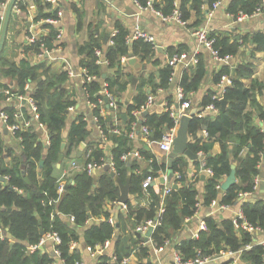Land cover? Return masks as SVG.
Returning <instances> with one entry per match:
<instances>
[{
	"label": "trees",
	"instance_id": "obj_1",
	"mask_svg": "<svg viewBox=\"0 0 264 264\" xmlns=\"http://www.w3.org/2000/svg\"><path fill=\"white\" fill-rule=\"evenodd\" d=\"M43 1L49 9L46 12L42 11ZM139 1L143 6H147L149 2ZM215 1L207 0L209 6ZM263 2L264 0H232L228 10L235 17L240 12L251 15ZM31 3L42 11L39 17L56 16L57 7L54 8L49 1L31 0ZM202 4L203 0H183L179 7L182 18L185 21L191 20L192 11L200 16ZM20 7L23 10L27 9L21 2ZM152 7L164 15H169L177 6L175 0H154ZM13 19L14 16H11L9 26ZM117 26L119 32L113 37L112 45H107L104 49L102 37L90 33L88 42L78 50L79 60L75 71L87 69L89 73L98 76L94 81L80 84L82 90H87L86 92L89 93L87 99L91 102L103 97L101 91L104 83H107L108 91L114 96H121L128 89L131 77L128 80H122L123 57L136 56L146 61L154 53V46L151 43L142 39L130 42L127 30L120 25ZM46 27H50V24L47 23ZM53 35H45L42 40L27 43L24 46L25 51L42 53L41 45L51 46ZM211 35L216 38L215 47L222 55L238 56L241 44L248 41L253 44L249 57L254 58L257 52H264V32L262 31H257L251 36L247 35L240 40L212 32ZM96 47L103 50L104 57L109 61L108 66L96 63ZM7 50L8 33L0 54V104L8 101L9 96L3 92L4 89H9L12 95L29 96L37 105L39 122L45 125L49 142L46 144L40 138V129L37 128L33 116L28 120L31 121L28 127H19L14 132V137L20 140V154L5 149L0 133V177L7 178L5 183L0 181V227L5 231L8 229L14 241L7 238V231L6 237L3 240L0 239V264H76L82 261V252L85 249L88 247L95 249L108 240L114 241L117 262L129 256L132 248L129 244H124L121 236L115 237L117 224L109 221L113 218L112 210L104 209L108 201L118 200L120 189L111 176L110 170H105L98 178L87 170L88 163L106 164V154L102 148L105 140L101 143L88 140L87 120L83 116H78L64 135L68 108L76 103L75 98L71 99L64 86L70 76L69 72L52 70L51 66L45 63H34L26 57L19 62H14L8 58ZM172 52L169 48L171 55L174 54ZM172 71L171 66L164 64L148 76H140L138 93L132 103L127 106V113L131 114L132 111L142 109L149 95L156 93L158 88L171 84ZM253 72L254 64L251 62L236 65L227 62L222 64L219 72L214 73L213 80L216 84L220 82L223 75L231 77V85L225 88L223 94V99L227 102V114L221 111V101L213 99V96L219 95L220 92L210 91L203 98L201 107L204 111L213 103L219 108V112L216 115L211 114L210 111L204 114L201 112L200 115H194L189 124V132L195 140L193 139L188 147L195 154L203 151L205 158H197L193 161L197 171L192 175L189 174V160L183 155L175 157L171 168L174 173L173 187L171 192L163 197L165 185L157 183L158 180L146 189L143 187V181L147 176L160 178L162 174L168 172L166 159L164 158L160 163L154 156L150 168L143 170L141 174H133L130 181L132 194L140 196L144 192L150 194L149 208L135 210L128 201L126 213L119 214L121 229L126 228L128 222L140 226L148 220H154L163 208L161 224L152 233V240L157 246H164L166 241H171L183 228L188 219L194 217L199 209L209 208L214 200H219L220 205L231 207L236 204L242 194L255 192V178L259 175L258 165L264 154V127L257 125L254 114L246 111L249 102L255 101V91L261 90L262 87L258 83L250 88L245 86L244 80L250 78ZM206 74V67L200 59L190 71L184 72L179 86L188 96L200 88ZM8 78H13L18 88L12 87L10 83H2V79ZM27 84L35 86L29 90L26 89ZM103 100L105 101L104 97ZM4 111L8 114V123L14 124L17 119L14 110L4 109ZM96 112L97 117H100L98 107L94 108L95 116ZM257 117L264 123V111ZM131 118L134 120L132 116ZM145 118L147 126L151 131L153 129L156 139H161L165 126L169 128L174 126L169 112L156 114L147 111ZM100 124L113 146L112 160L115 163V173L122 181H125L128 167L121 157L131 152L132 141L125 133L109 136L106 122H100ZM201 130L208 132L207 137H198ZM65 136L67 137L66 146L62 151L61 146L65 142ZM213 141H219L221 144V153L218 156L209 154ZM82 142L86 146L78 157L77 152ZM61 153L62 159H60ZM8 157H11L10 161L7 160ZM202 160L213 170V176H206L203 191L200 193L198 182L203 175L200 174ZM73 161L77 164V169L73 168ZM234 161L237 162L236 183L220 194L221 189L218 186L230 174L231 164ZM66 162L71 163V171L65 174L67 184L64 192L59 194L57 183ZM58 164L61 166L57 167ZM177 173L180 174L179 178L176 176ZM241 209L249 223L264 229V199L245 200L241 204ZM71 216H74L75 220L68 224L67 221ZM102 216L104 218L100 221L99 218ZM91 219L99 220V222L90 223ZM204 222L207 230L200 231L196 238L182 240L175 245V249L183 260L194 258L198 249L204 256H215L222 251L240 253L238 262L230 257L229 260L216 264H264V246L253 245L255 235L243 230L238 231L233 219H225L218 223L213 215H209L204 218ZM50 230L57 231L61 236L62 242L58 248L61 251L62 263L49 249L44 252L40 249L31 251L28 247L37 244L43 234ZM129 238L132 239V236ZM74 241L78 245L71 248V243ZM249 245L251 248L246 250ZM148 250L147 247L138 248L139 256L140 253L142 255L139 264H153L146 257ZM117 262L112 263L111 256L105 252L100 256L99 264H116Z\"/></svg>",
	"mask_w": 264,
	"mask_h": 264
},
{
	"label": "crops",
	"instance_id": "obj_2",
	"mask_svg": "<svg viewBox=\"0 0 264 264\" xmlns=\"http://www.w3.org/2000/svg\"><path fill=\"white\" fill-rule=\"evenodd\" d=\"M4 1L6 0H1L0 2ZM182 1L183 0H175V5L179 8ZM231 2L232 0H221V3L216 8H214L213 4L209 6L207 0H203V4L201 6V15H196V13L192 11L191 20L186 21L185 26H181L175 22L170 23L163 21L162 18L150 8L140 9L133 0H54L50 3L54 8L57 7V13L56 16L48 18L56 19L57 24H50V27H46L48 23L46 22V20L48 18L39 17L43 10L44 12L49 10L45 2L43 1L42 3L43 6L41 11L39 7L31 3V0H24L21 1V4L26 5V10H23L21 7L20 13L14 12L13 9L11 11V16H14V19L11 22L10 26L8 25V58L14 62H19L26 57L34 63H45L46 65L51 66L52 70L62 71L67 70L65 67H67V65L69 64V67L71 66V68L75 71V67L79 60L78 50L82 45L88 42L90 33H95L96 35L102 37L103 48L105 49L108 45V42L105 43L104 38L106 35H109V40H113V35H116L119 32V28L117 25H120L127 30L128 37L132 36L136 29H141L151 34L155 39L156 46L153 45L154 53L146 61L141 60L142 63L146 65V69L140 74V76H148L151 72L157 71L158 68L166 64L168 56L171 55L169 53V48L172 49V53H179L180 55H183V62L179 63L174 70L175 75L173 81L167 87L158 88L157 92L153 94L155 95V102L153 103L152 107L147 110H143L147 102L146 100L145 105L142 106V109L132 111L131 114L127 113V106L132 103L134 97L138 93L137 86L140 77H138V80L135 84L132 83L134 75L127 62L123 64L124 75L122 80H128L131 77L128 89L124 93H122L121 96H115L118 100L117 109H111L107 104L98 106V115L100 117H97V112L96 116L95 114H93L94 109H90L88 99L84 91L82 90L80 81L77 77H72L69 74L70 76H68V79L64 85L68 90L67 92L71 99L75 98L76 101L75 105H72L74 107L73 110H69L67 114V126L65 128L64 135H66L68 127L72 124V122L75 121L78 116H83L85 120H87V128L89 130L88 140L90 142L96 143H101L105 140L102 144V148H104L107 161L110 158L112 159L114 155L112 152V143H110L107 139V136L103 131V126H101L100 124V122H106V129L108 130L109 136L125 133L132 141L133 149L131 150V155L127 160L124 161V164H126L128 167L126 172V180L122 181L123 183H126L127 179L130 178L129 191L132 175L136 173L141 174L143 170L149 169L151 162L155 157L160 163L165 158L168 168V172L162 174L161 177L158 178V181L161 178H165V188L173 187L174 173L171 176L169 175V171L171 169H169L168 166V154L170 152H165L160 148V139L155 138L153 129L150 134H146L144 132L143 128L147 126L145 116L147 114V111L156 114L169 112L170 114L172 110H178L180 103L178 102L177 97V87L180 84L184 72L190 71L193 66L199 63L200 59H202V61L204 62L207 74L203 79L200 88L197 91L190 93L188 96L186 95V97L191 100L192 105L191 109L186 111L187 114L185 116H189L194 113L191 116L192 119L194 115H200L199 113L201 112V114L209 112V110L206 109L207 107L203 111L201 102L210 91L220 92L219 82L217 84L214 83L213 77L215 72L217 73L221 70V66L224 63L216 62L211 56L210 51L198 44L195 37L193 36V31L198 28H205L210 30L212 33L229 36L231 38L233 37V39L239 40L247 35L251 36L257 31L264 32V11L257 16H251L242 20H237V18L229 15L230 12L228 8ZM8 5L5 9L0 7V34ZM76 9L78 11H75ZM1 16L3 17V20ZM49 34H54L52 37L51 46L49 44H45L44 50L50 52L49 56H40L41 54H44L45 51L39 54H36L35 52L28 53L27 51H25L24 46L27 43H33L30 42L29 39L31 36L35 38V41H39L42 40L45 35L47 36ZM252 45L253 44L251 41L242 43L239 49V55L233 57L229 62L232 65H236L237 63L242 62H251L254 64L253 75L250 78L244 80L245 86L250 88L253 84H261L262 87L261 90L257 89L255 91V101L249 102L246 111L254 114V116L256 117L255 122L257 125H261L264 127V123L257 117L260 112L264 111V52H257L254 58L249 57ZM195 55L198 58V62L196 64H193L192 58ZM130 57L131 56H129L128 58ZM188 62L189 66H186ZM5 82L10 83L12 87L14 86V88H18L17 83L13 78L2 79V83ZM26 86H28V89L30 90L35 85L27 84ZM6 90L9 89H4L3 92H5ZM148 90H150V88ZM13 99L17 98L13 97L10 101H12ZM10 101L1 103L0 110H14L15 116H17L16 122L14 124H17L20 126V128H23L24 123L28 121L29 118L33 116L34 119V114L31 108H26L25 106L21 105L16 106L14 104H8V102ZM211 114L216 115L215 113ZM131 116L134 118V120L131 118ZM180 121L181 118L177 125L170 127L176 129V134L180 126ZM35 123H37V128L40 129V138H42L44 142L48 144L49 137L47 130L39 126V121L35 120ZM11 125L13 124L8 123L7 121L5 126L8 131L7 133H5L4 128L0 124L1 137L6 150H10L14 153L20 154V140L14 137V133L10 129ZM128 127H130V129ZM168 129L169 127L165 126L164 132H166ZM114 130H118L119 133H115ZM133 131L135 133L133 136H131L130 134ZM189 136L191 138L190 142H192L194 137L192 136V134H190V132ZM198 137L206 136L201 130L198 133ZM64 139L66 143L67 137L65 136ZM136 153L137 155H135ZM220 153V142L213 141L212 148L209 154L212 156H218ZM180 155L185 156L184 154ZM203 156L205 158V153L199 155V158H202ZM185 157L190 162L189 174L193 175L194 173H196L197 168L193 164L192 160H190L187 156ZM7 160L10 161L11 157H8ZM70 164V162L64 163L65 168L60 177H62L63 174L71 171ZM106 167L97 168L91 174L94 177L98 178L105 172ZM258 168L259 175L256 178L260 179V183L256 187L254 193L241 196L234 206H229L227 209H219V200H217L218 206H212L211 204L209 208L199 209L196 215L191 219H188L183 228L175 234L171 241H168L167 244L165 243L164 246H157L152 240V235L148 239V241H146L145 238L147 232H140L141 237H138L136 235V232H138L139 226L133 222L126 223V228L121 229V227H119V224L121 225V223H119V214L126 213L127 204L121 205L118 200L108 201L107 205L104 206V209L112 210V217L114 218L115 224H117V230L120 229L119 236H121L124 244H129V246L132 248L131 253L128 256L130 257V263L139 264L142 255L140 253L139 256L138 248L147 247L149 248V250L147 251L146 257L149 259V262H152L153 264H174V252H177V250L175 249V245L182 240H189L198 237L200 231H202L200 226L201 223L204 222L205 217L213 215L218 220V223L225 219L234 220V217L241 208V204L243 201L264 199V154L261 157ZM205 178L206 176L203 174L201 180L198 182V190L200 193L203 191ZM225 179L222 180L221 184ZM62 182H64L65 185L67 184L66 177ZM222 192L223 191L221 190L220 194H222ZM130 194L132 196V198L130 199V203L135 210L143 207L149 208V193L144 192L142 196L132 194L131 192ZM254 194H256V197H253ZM161 210H163V208H161ZM103 218L104 217L102 216L99 218V220L102 221ZM99 220L91 219L90 223H93L95 221L99 222ZM129 236H132V239L134 240L129 238ZM125 237L127 238V242L124 239ZM7 238L14 242L8 229ZM253 239V244H257L264 240V234H256ZM131 240L133 242L132 246ZM37 244L29 245L28 247L31 251H34L36 249H40L43 252L47 249L51 251L53 250L52 244L50 242L46 243L44 246L35 248ZM114 245V241H110V244L105 251L109 256H111V254L115 252ZM239 255L240 254L234 255L232 258H234L235 261L238 262ZM100 256L101 255L85 249L84 252H82L81 263L99 264ZM229 259L230 257L217 259V262L214 261L210 264H216Z\"/></svg>",
	"mask_w": 264,
	"mask_h": 264
},
{
	"label": "built area",
	"instance_id": "obj_3",
	"mask_svg": "<svg viewBox=\"0 0 264 264\" xmlns=\"http://www.w3.org/2000/svg\"><path fill=\"white\" fill-rule=\"evenodd\" d=\"M11 0H6L4 2H0V7H2L3 9H5L8 5V3ZM24 1V0H15L12 9L14 10V12L16 13H20L21 12V7H20V2ZM49 2H53L54 0H48ZM135 2V4L140 8V9H147L150 8L151 10H153L157 15H159L163 21L165 22H175L178 25L181 26H185L186 25V21L182 18V14L181 11L178 7H175V9L173 10V12L169 15H164L161 11L159 10H155L152 5H153V1H149L147 6H143L141 4V2L139 0H133ZM221 3V0H216L213 4V7L216 8L219 4ZM264 11V2L262 4H260L251 15H248L244 12H240L238 14V16H234L232 13H229V15H231L232 17L237 18V20H242L245 19L247 17H251V16H257L260 13H262ZM2 20L3 17L1 16ZM46 22H48L49 24H57V20L54 18H48L46 20ZM115 35V34H114ZM113 35V37H114ZM193 36L195 37L196 41L198 42V44L200 46H202L203 48L207 49L210 51L211 56L213 57V59L216 62H220V63H227L229 62L233 56L232 55H222L219 51V49H217L215 47L216 44V38L213 37L211 35V31L205 28H198L195 29V31H193ZM30 42H34L35 38L33 36H31L30 38ZM142 39L148 43H151L152 45H155V39L154 37L149 34L146 31H143L141 29H136L135 32L132 34V36L128 37V41L132 42L134 40H139ZM114 43V41L112 39H110L108 41V45H112ZM41 49L42 52L45 51V46L42 44L41 45ZM50 52L45 51L44 54H41L40 56L42 57L43 55H49ZM95 54L97 56V60L96 63L99 65H103V66H108L109 61L104 57V52L101 48L96 47L95 48ZM127 62V58H123L122 59V63H126ZM183 62V55H180L179 53H175L172 54L170 56H168L167 60H166V64H168L169 66H171L173 68L171 77H170V81L172 82L174 79V75H175V68L177 67V65L179 63ZM191 62V61H190ZM198 62V58L196 57V55L192 58V63L196 64ZM186 66H189V62L186 64ZM65 67V66H64ZM67 69V71L69 72V74L72 77H77L80 80V84H84L86 82H91L94 81L98 78V76L96 74H92L89 73V71L87 69H82L78 72L74 71L71 66L69 67V64L67 65V67H65ZM220 85V94L219 95H215L213 96V99L216 100H222L223 99V94L225 92V88L229 85H231V77L229 75H223L221 77V80L219 82ZM28 88V86H26V89ZM86 90V89H84ZM87 91V90H86ZM84 91L86 97H89V93ZM5 93L9 96L7 98L8 101L11 100V98L15 97L19 100L22 99H27L31 110L33 111L34 114V120L39 121V112H38V108L37 105L35 103V101L31 100L29 98V96H25V95H12L10 90H6ZM102 96L105 98V101L103 100V97L99 98L98 101H89V107L90 109H94L97 108L100 105H104L107 104L109 108L111 109H117L118 107V103H117V98L108 91L107 89V83L103 84V90L101 91ZM177 97H178V102L180 103V106L178 108V110H172L170 112V116L173 118L174 120V125H177L179 123V120L181 117H183L184 115H186V111L191 109V100L188 99L186 97L185 92L183 91V89L181 88V86L177 87ZM155 102V95H149V97L147 98V102L146 105L144 106L143 110H147L150 107H152L153 103ZM73 106L68 108L69 110H73ZM207 110H209L211 113H215L217 114L219 112V108H217L213 103L208 105ZM20 116V115H19ZM0 120H2L5 124L8 121V114H6L5 112L1 111L0 112ZM30 125L29 121H26L24 123L25 127H28ZM39 126L41 128H45V125L41 122H39ZM19 125L17 124H13L10 126V129L12 130V132L14 133L17 129H19ZM144 132L146 134H150L152 131L148 126H145L143 128ZM115 133H119L118 130H114ZM102 132V131H101ZM134 131L130 134L131 136L134 135ZM204 135L207 137L208 132L206 130H203ZM176 138V129L175 128H169L166 132H164V134L162 135L161 139H160V148L165 151V152H170L173 146V142ZM105 139V138H104ZM204 154L203 151H200L197 154V157L199 158V155ZM131 155L130 153L124 154L122 155L121 159L122 160H127L129 158V156ZM137 155V153L135 154ZM88 156V154H87ZM113 159V158H112ZM111 158L107 160L106 164H93V163H88L87 164V170L88 172L91 174L95 169L97 168H101L104 166H108L109 169L111 171L115 172V163ZM204 159V156L201 158ZM201 166H200V174H204L205 176H213V170L209 167L206 166V162L204 160L201 161ZM72 166L74 169H77V164L73 161ZM180 174H177V177L179 178ZM4 179V183L6 182L7 178L6 177H0V181H2V179ZM65 178V174L62 175V177H60V180H58L57 183V191L59 194H62L65 190V183L62 182ZM158 178H154L152 176H147L145 178V180L143 181V187L146 189L149 185H151L152 183H154L155 181H157ZM260 183V179L259 178H255V189L258 186V184ZM218 188L221 189V186H218ZM171 192V187H167L164 189V191L162 192V196L165 197L166 195H168ZM243 195H247V194H242ZM212 206H218L217 201H213L212 202ZM219 209H227L229 206L227 205H220L218 206ZM163 210L160 209V212L158 214V217L154 220H148L146 223L140 225L138 227V232H147L150 228H153V230H155V228L161 224V215H162ZM75 220L74 216H71L69 218V221L71 223H73ZM110 222L114 223V219L110 218L109 219ZM234 225L236 227V229L238 231H247L252 233L253 235L256 234H264V229L258 227V226H254L251 223L248 222L247 218L245 217V214L243 212V210L240 208L239 211L236 213V216L234 217ZM202 231L207 230V226L204 222L201 223L200 226ZM7 231V230H6ZM6 231L0 227V239H4L6 237ZM154 232V231H153ZM150 238V237H149ZM148 238V239H149ZM148 241V240H147ZM50 242L52 244V252L54 254V256H56V258H58L59 261H61L60 257H61V251L58 248V246L61 244V236L59 235V233L55 230H50L47 233H44L42 238L40 239V241L38 242V244L35 246V248L37 247H41L44 246L46 243ZM168 243V241L166 242V244ZM110 241H106L104 244L102 245H98L95 249H92L91 247H88L87 249L91 252H94L96 254L99 255H103L107 249V247L109 246ZM77 245V242L74 241L71 243V248H74ZM254 245V244H253ZM256 245H263L264 246V240L257 243ZM34 248V249H35ZM251 245L246 247L247 249H250ZM241 252V251H240ZM240 253H234L233 251H222L221 253H219L218 255L215 256H204L203 253L200 250H196V255L194 258L189 259V260H183V258L181 257L179 252H174V264H210L214 261L217 262V259H221V258H229V257H233L234 255H237ZM111 261L112 263L117 262V256L113 253L111 254ZM62 262V261H61ZM76 264H82L81 262H77ZM116 264H131L130 263V257L126 256L124 258H122L120 261H118Z\"/></svg>",
	"mask_w": 264,
	"mask_h": 264
},
{
	"label": "water",
	"instance_id": "obj_4",
	"mask_svg": "<svg viewBox=\"0 0 264 264\" xmlns=\"http://www.w3.org/2000/svg\"><path fill=\"white\" fill-rule=\"evenodd\" d=\"M14 2H15V0H11L9 2L8 8H7V11H6V14H5L3 27H2L1 34H0V54H1V51H2V49L4 47L5 40H6V37H7L8 25H9V20H10L11 11H12V7H13ZM108 40H109V35H106L105 38H104V42L107 43ZM47 56H49V55H46V57ZM127 63L130 66V68L132 70V73L134 75L133 79H132V83L135 84L137 82L138 77L140 76V74L146 69V65L142 63L140 58L133 57V56L128 58ZM104 76L105 75H103V77ZM8 104H14L16 106L21 105V106H25L26 108H30V105H29L27 99H22V100L14 99V100L8 102ZM226 109H227V102L224 99H222L221 100V111L223 113L227 114L226 113ZM193 114L194 113H192L189 116H185L184 115L183 117H181L180 126H179V129L177 131L176 138H175V140L173 142L172 150L168 154V157H169V159H168L169 169L172 168L173 159L175 157L179 156L180 154H184L185 156H187L192 161L197 159V155L195 153H193L188 148V144H189V142L191 140V138L189 136V124H190V121H191V116ZM232 123H234V122H232ZM0 124L4 128V132L7 133L8 129L6 128V126H5V124H4V122L2 120H0ZM65 146H66V143L63 142L62 146H61L62 151L65 149ZM85 146H86V144L84 142H82L80 144L79 150L77 152V156L78 157L81 156L82 150L85 148ZM62 158H63V154L61 153L60 154V159H62ZM40 164L42 165V162ZM59 166H60V164H58V167ZM236 167H237V162L234 161L231 164L230 174L226 177L224 182L221 184V190L222 191L228 190L232 185H234L236 183V180H237V178H236ZM106 170H109L108 166L106 167ZM110 174H111V176H113L115 182L117 183V185H118V187L120 189V195H119V198H118V202L121 205L127 204V202L130 201V199L132 198V196L130 194V191H129V180H130V178L127 179L126 183H123L121 178L118 175H116V173L114 171L110 170ZM172 174H173V172H172V170H170L169 171V175L171 176ZM1 179H2V181H4L3 178H1ZM165 182H166L165 178H161L158 181V183H161V184H165ZM153 184H155V182ZM253 197H256V194H254ZM67 222H68V224H71V222L69 220ZM153 231H154L153 228H150L147 231L146 238H145L146 241L148 240L149 237H151ZM115 235L116 236L119 235L118 230H116V234ZM136 235L138 237H141V233H139V232H136ZM124 239L127 242V238L125 237Z\"/></svg>",
	"mask_w": 264,
	"mask_h": 264
}]
</instances>
